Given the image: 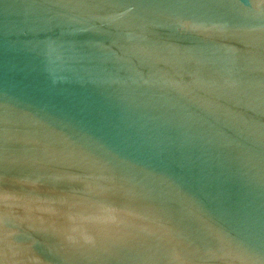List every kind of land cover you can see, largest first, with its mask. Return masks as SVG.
I'll return each instance as SVG.
<instances>
[{"label": "water", "instance_id": "water-1", "mask_svg": "<svg viewBox=\"0 0 264 264\" xmlns=\"http://www.w3.org/2000/svg\"><path fill=\"white\" fill-rule=\"evenodd\" d=\"M0 264H264V0H0Z\"/></svg>", "mask_w": 264, "mask_h": 264}]
</instances>
